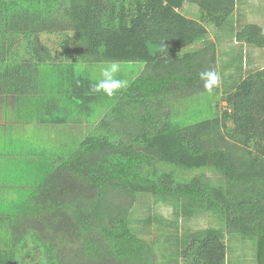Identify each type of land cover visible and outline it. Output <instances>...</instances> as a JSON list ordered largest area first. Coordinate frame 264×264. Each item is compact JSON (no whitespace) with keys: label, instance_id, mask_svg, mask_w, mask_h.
Segmentation results:
<instances>
[{"label":"trees","instance_id":"trees-1","mask_svg":"<svg viewBox=\"0 0 264 264\" xmlns=\"http://www.w3.org/2000/svg\"><path fill=\"white\" fill-rule=\"evenodd\" d=\"M187 4L197 12L185 15ZM236 8L237 0H0V97L15 107L2 111L19 124L91 125L72 151L50 160L49 150L32 147L26 163L0 169V181L9 173L24 190L0 202L8 214L0 264H160L132 221L144 196L176 216H219L228 235L255 241L264 264V68L221 97L226 105L217 103L213 118L189 126L173 119L185 99L220 93L211 35ZM43 35L61 37L62 52ZM235 38L264 50L258 24ZM110 61L145 69L118 76L128 87L112 97L93 93ZM206 71L220 76L211 93L200 78ZM54 112L63 117H48ZM137 222L147 230L152 218ZM182 244L186 264H227L216 230Z\"/></svg>","mask_w":264,"mask_h":264},{"label":"rangeland","instance_id":"rangeland-1","mask_svg":"<svg viewBox=\"0 0 264 264\" xmlns=\"http://www.w3.org/2000/svg\"><path fill=\"white\" fill-rule=\"evenodd\" d=\"M186 8L190 12H197L195 5L187 4ZM186 11L183 13L189 16ZM247 24H258L264 29V0H237V8L231 19L216 35H211L217 45L218 64L221 73L220 93L215 95L197 94L178 103L176 108H173L174 121L189 126L213 118L216 104L220 103L221 107L226 105L220 102L221 97L233 92L242 80L256 68L264 67V50L236 41L237 32ZM61 39L57 35H43L41 37L42 42L48 45L53 52L59 51L60 53L62 52L59 47ZM255 66L256 68L253 69ZM144 69L145 66L139 63L121 64V71L118 76L131 79L141 74ZM8 103L12 107L10 110L15 111L14 101L9 99ZM4 104L7 106L3 97H0V112L2 113L0 122L3 126L2 133H0V156L5 153L8 155L16 154L18 151L15 149H19V151L23 149L24 153H28L29 149L36 147L38 150H49V153L46 152L45 154L46 158L53 160L54 155L60 150L63 152L74 150L76 147L74 139H80L81 135L89 132L91 127L89 124H81L77 127L70 124L54 125L52 122L41 125L38 122L29 121V123L19 124L11 117L12 114L7 107L4 112L2 111L1 107ZM48 117L59 118L63 116L54 112L52 116ZM12 124L14 125L13 128ZM5 135L6 140L4 142L1 138ZM21 155L23 156V154ZM2 164L10 167L14 166L15 163L13 159L4 156ZM211 175L216 178L215 175ZM139 201L132 211L133 225L144 231L142 238L153 245L160 264H186L179 258L183 248L182 239L207 229H213L222 234L228 248L227 264H257L255 241L243 239L235 234L228 235L226 222L219 216L207 213L188 219L176 216L172 205L157 204L152 197L144 196ZM148 217L152 218V222L146 226L147 230L143 229L140 223H136L139 219ZM28 261L30 260L28 259ZM39 263L37 260L32 262V264Z\"/></svg>","mask_w":264,"mask_h":264},{"label":"clouds","instance_id":"clouds-1","mask_svg":"<svg viewBox=\"0 0 264 264\" xmlns=\"http://www.w3.org/2000/svg\"><path fill=\"white\" fill-rule=\"evenodd\" d=\"M162 50V49H161ZM86 65H78V70H83ZM121 71V64L118 61L107 62L100 68V79L91 87L93 93H103L108 97L128 87V81L118 78ZM201 80L204 82V88L211 93L214 87L218 86L220 76L215 71H206L201 73Z\"/></svg>","mask_w":264,"mask_h":264},{"label":"crops","instance_id":"crops-1","mask_svg":"<svg viewBox=\"0 0 264 264\" xmlns=\"http://www.w3.org/2000/svg\"><path fill=\"white\" fill-rule=\"evenodd\" d=\"M188 8V7H187ZM186 8V6L184 7V12L186 11L188 14H193V13H195L194 11L193 12H190V11H188L189 9H187ZM186 9V10H185ZM243 44H245V43H243ZM247 45V44H246ZM254 66V65H253ZM257 66V65H256ZM256 66L255 67H253V69H255L256 68ZM264 67H260V68H256L254 71H252V72H255V71H257V70H260V69H263ZM252 69V70H253ZM251 72V73H252ZM247 77V76H246ZM4 99V98H3ZM4 102L7 104V105H9V99H4ZM4 106H5V104H4ZM10 118V117H9ZM3 121H5V120H3ZM15 121V120H14ZM42 124V123H41ZM9 125H11V124H9ZM8 125V126H9ZM42 125H44V124H42ZM13 124H12V128H13ZM4 128H5V126H4ZM6 129V128H5ZM0 130H1V132L0 133H2V130H3V126H2V124H1V122H0ZM23 132V131H22ZM23 154V156L21 155V154H19V153H16V154H10V155H8L7 153H5L4 155H1L0 156V169H4V168H6V167H4L3 166V164H2V160H3V157L4 156H6V157H9L10 159H13L14 160V163L16 162L15 160H19V162H23V163H26V158L27 159H29L30 157H27L28 156V154L27 153H22ZM26 156V157H25ZM18 185V182H17V180H16V178H15V180L14 179H12L11 177H10V174L8 173V174H6L4 177H3V179L0 181V202L2 203V205H3V203H6V204H8V202H11V201H14V200H18V193H20V192H22V191H24L23 189H19L20 187L19 186H17ZM0 214H2V215H0V222L2 221V222H5L6 220H7V217H5V216H7V215H5L4 214V211H3V213H0ZM4 231V230H3Z\"/></svg>","mask_w":264,"mask_h":264}]
</instances>
